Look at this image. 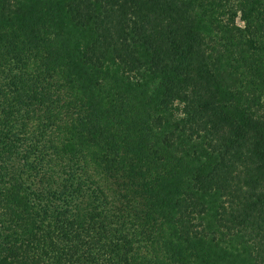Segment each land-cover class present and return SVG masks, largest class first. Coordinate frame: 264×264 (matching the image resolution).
I'll return each instance as SVG.
<instances>
[{"label":"trees","instance_id":"trees-1","mask_svg":"<svg viewBox=\"0 0 264 264\" xmlns=\"http://www.w3.org/2000/svg\"><path fill=\"white\" fill-rule=\"evenodd\" d=\"M0 264H264V0H0Z\"/></svg>","mask_w":264,"mask_h":264}]
</instances>
